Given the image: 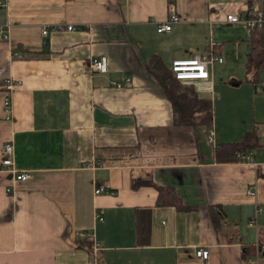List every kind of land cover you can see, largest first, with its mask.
<instances>
[{
    "label": "crops",
    "instance_id": "1",
    "mask_svg": "<svg viewBox=\"0 0 264 264\" xmlns=\"http://www.w3.org/2000/svg\"><path fill=\"white\" fill-rule=\"evenodd\" d=\"M0 1V84L20 82L10 121L0 91V147L11 142L15 169L30 175L0 170V264H264V68L247 80L251 29L226 22L264 0ZM54 26L76 30L42 35ZM215 50L223 62L193 82L211 126L196 127L190 150L174 148L171 103L146 67ZM102 57L107 72H92ZM251 131L250 160L215 161L216 146ZM161 189L178 204H159Z\"/></svg>",
    "mask_w": 264,
    "mask_h": 264
},
{
    "label": "trees",
    "instance_id": "2",
    "mask_svg": "<svg viewBox=\"0 0 264 264\" xmlns=\"http://www.w3.org/2000/svg\"><path fill=\"white\" fill-rule=\"evenodd\" d=\"M250 43V52L246 60V75L250 76V78L247 77V80L252 82L256 79L257 72L264 68L263 30H251ZM146 70L157 80L171 103L174 129L178 134L185 132L190 134L191 140L195 141L194 131L196 127L204 126L207 129L211 126L212 106L210 101L199 98L194 90L193 83H180L175 80L171 70L166 68L156 56L152 57ZM257 145L255 132H247L238 142L216 146L214 152L215 161L218 163H233L238 161L240 155L253 150ZM147 184L145 181L138 180L133 183V187ZM158 198L159 204L165 206L175 205L179 202L178 198L169 189H161ZM178 208L179 210L187 209L180 206ZM216 212L218 213V209L215 206L211 207V219L214 225L218 224L220 218L219 215L215 214Z\"/></svg>",
    "mask_w": 264,
    "mask_h": 264
},
{
    "label": "built area",
    "instance_id": "3",
    "mask_svg": "<svg viewBox=\"0 0 264 264\" xmlns=\"http://www.w3.org/2000/svg\"><path fill=\"white\" fill-rule=\"evenodd\" d=\"M6 6L0 1V10L5 9ZM179 18L172 15L169 20L158 25L157 33H165L171 30V25L177 23ZM226 22L229 24H239L244 23L249 29H259L264 27V10L255 11V16L252 18L242 17L239 15L230 14L226 16ZM76 28L73 26H54L53 29L48 30L44 28L42 30V35H47L50 31H75ZM0 35L5 36V33L2 28H0ZM214 50L216 46H211ZM223 59L219 53V50H215L211 53L208 59H201L195 57L191 60H176L173 61L170 67L171 73L175 80L180 83H193L196 81H208L209 80V68L213 63H222ZM91 71L94 73H105L107 72V59L102 57L98 60H93L90 65ZM20 86L19 81L13 80H4L0 84V91L3 94L2 105H3V119L10 121L13 116V105H12V94ZM209 144L213 143V134H208ZM13 145L11 142H6L0 147V170L6 171L12 176L17 182H24L29 179V173L26 171H17L13 163ZM240 160H250L249 157L240 155ZM7 193L10 192L9 189L6 190ZM95 195L108 194V191L103 187H98L94 191ZM247 194L251 197H255L254 191H248ZM257 253L263 254L264 245L258 243L256 245ZM196 257L201 260L208 259V251L206 250H197Z\"/></svg>",
    "mask_w": 264,
    "mask_h": 264
},
{
    "label": "rangeland",
    "instance_id": "4",
    "mask_svg": "<svg viewBox=\"0 0 264 264\" xmlns=\"http://www.w3.org/2000/svg\"><path fill=\"white\" fill-rule=\"evenodd\" d=\"M177 134V135H176ZM173 134V140H169L168 144L171 143L174 148L186 149L190 150L192 147L195 146L193 141L191 140V135L188 133H181ZM166 141V140H165ZM171 149V146H169Z\"/></svg>",
    "mask_w": 264,
    "mask_h": 264
}]
</instances>
